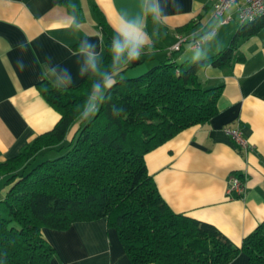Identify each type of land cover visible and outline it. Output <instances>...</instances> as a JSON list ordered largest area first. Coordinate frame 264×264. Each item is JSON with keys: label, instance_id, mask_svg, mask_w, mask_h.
Returning a JSON list of instances; mask_svg holds the SVG:
<instances>
[{"label": "crops", "instance_id": "crops-1", "mask_svg": "<svg viewBox=\"0 0 264 264\" xmlns=\"http://www.w3.org/2000/svg\"><path fill=\"white\" fill-rule=\"evenodd\" d=\"M152 11L157 22L147 15V0H0V162L51 130L60 117L40 94L39 82L73 87L102 61L99 14L117 33L122 24L141 30L146 53L132 62L145 58V63L133 73L168 58L188 65L213 57L241 25L233 9L226 23L213 18L209 0H153ZM232 22L236 26L230 39L231 32L218 35L219 26ZM209 31L208 39L192 48ZM178 35L185 42L171 52ZM236 43L228 64L206 65L197 72L203 87H221L217 113L182 129L144 160L171 210L214 225L240 247L264 220V27ZM77 127L78 122L68 133L69 141ZM234 128L248 148L226 132ZM234 175L244 182L241 197L226 192ZM6 178L0 176V200ZM42 233L54 249L49 264H131L115 229L103 218L73 222L62 230L44 227ZM247 262L241 252L229 264Z\"/></svg>", "mask_w": 264, "mask_h": 264}, {"label": "trees", "instance_id": "trees-1", "mask_svg": "<svg viewBox=\"0 0 264 264\" xmlns=\"http://www.w3.org/2000/svg\"><path fill=\"white\" fill-rule=\"evenodd\" d=\"M152 1L147 0V15L157 22ZM98 25L105 41L102 61L76 86L39 82L37 89L60 117L0 162V176H7L0 200V264H49L54 249L43 237L44 227L62 230L100 218L115 229L131 264H229L241 252L247 264H264V220L234 246L214 225L171 210L144 160L182 129L217 113L221 87H203L197 72L228 64L237 39L259 32L264 15L239 25L213 57L188 65L168 58L138 73L131 70L145 58L133 64L125 54L115 61L113 42L120 35L100 14ZM139 51L145 54L146 47ZM105 77L116 84L104 88ZM92 102L95 111L86 116Z\"/></svg>", "mask_w": 264, "mask_h": 264}, {"label": "built area", "instance_id": "built-area-1", "mask_svg": "<svg viewBox=\"0 0 264 264\" xmlns=\"http://www.w3.org/2000/svg\"><path fill=\"white\" fill-rule=\"evenodd\" d=\"M211 4V16L221 23H226L231 19L230 10H235L238 21L247 23L254 21L257 17L264 15V0H209ZM211 31L201 35L192 43V48L198 47L202 40L208 39ZM185 38L181 35L177 36V41L172 45L170 51L180 49ZM231 139L243 148H248L249 144L241 135L238 129H226ZM244 182L239 175H234L228 182L226 189L227 195L231 197H241L244 193Z\"/></svg>", "mask_w": 264, "mask_h": 264}, {"label": "clouds", "instance_id": "clouds-1", "mask_svg": "<svg viewBox=\"0 0 264 264\" xmlns=\"http://www.w3.org/2000/svg\"><path fill=\"white\" fill-rule=\"evenodd\" d=\"M120 35V39H116L113 42V52L115 61L119 62L121 57L126 54L129 61H135L140 55V46L144 43L143 34L141 30L133 25L122 24L117 28ZM91 60V56L89 57ZM95 65H93L94 67ZM116 84V81L112 77H105L104 88H112ZM100 92V85L97 84L94 89L93 99L97 98V94ZM95 111L94 105H89L85 111L87 116L89 112Z\"/></svg>", "mask_w": 264, "mask_h": 264}, {"label": "rangeland", "instance_id": "rangeland-1", "mask_svg": "<svg viewBox=\"0 0 264 264\" xmlns=\"http://www.w3.org/2000/svg\"><path fill=\"white\" fill-rule=\"evenodd\" d=\"M207 15H208V13H207ZM203 23V21L201 22V24ZM213 23H214V21H213ZM233 26H236V23H234V22H232V23H230V24H228V25H224V26H219L218 27V35L219 34H221V35H226V34H230V32H231V34L229 35V38L228 39H230V37H232V34H233V32H232V27ZM185 44V43H184ZM221 48H223V47H221ZM178 51V50H177ZM175 53H178V52H175ZM150 68L152 65H147L146 64V69H148V67ZM145 69V70H146ZM133 72V71H132ZM69 143V140L68 139H66L65 141H64V143H63V146L64 145H66V144H68ZM63 150H64V148H63ZM55 154V152H51V153H49V157H52L53 155Z\"/></svg>", "mask_w": 264, "mask_h": 264}]
</instances>
